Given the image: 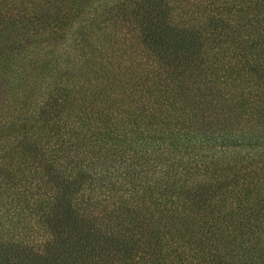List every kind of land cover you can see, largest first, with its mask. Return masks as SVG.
Listing matches in <instances>:
<instances>
[{"label":"trees","instance_id":"16d2710c","mask_svg":"<svg viewBox=\"0 0 264 264\" xmlns=\"http://www.w3.org/2000/svg\"><path fill=\"white\" fill-rule=\"evenodd\" d=\"M0 264H264V0H0Z\"/></svg>","mask_w":264,"mask_h":264}]
</instances>
